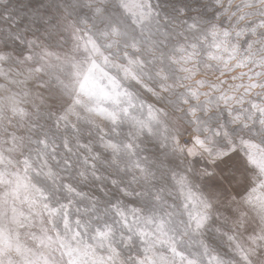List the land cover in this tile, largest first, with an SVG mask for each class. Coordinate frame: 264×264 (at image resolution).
<instances>
[{
    "label": "rangeland",
    "instance_id": "rangeland-1",
    "mask_svg": "<svg viewBox=\"0 0 264 264\" xmlns=\"http://www.w3.org/2000/svg\"><path fill=\"white\" fill-rule=\"evenodd\" d=\"M0 264H264V0H0Z\"/></svg>",
    "mask_w": 264,
    "mask_h": 264
},
{
    "label": "clouds",
    "instance_id": "clouds-1",
    "mask_svg": "<svg viewBox=\"0 0 264 264\" xmlns=\"http://www.w3.org/2000/svg\"><path fill=\"white\" fill-rule=\"evenodd\" d=\"M54 95H59V93H55ZM87 101H85V103H86Z\"/></svg>",
    "mask_w": 264,
    "mask_h": 264
}]
</instances>
